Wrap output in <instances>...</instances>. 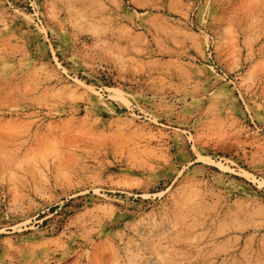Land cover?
Returning <instances> with one entry per match:
<instances>
[{
	"label": "rangeland",
	"instance_id": "374dc122",
	"mask_svg": "<svg viewBox=\"0 0 264 264\" xmlns=\"http://www.w3.org/2000/svg\"><path fill=\"white\" fill-rule=\"evenodd\" d=\"M0 264H264V0H0Z\"/></svg>",
	"mask_w": 264,
	"mask_h": 264
}]
</instances>
